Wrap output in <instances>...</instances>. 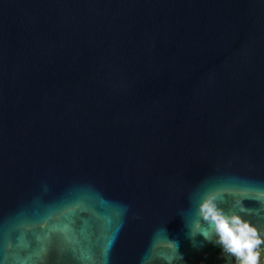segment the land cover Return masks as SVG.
<instances>
[{"label":"water","instance_id":"95a60500","mask_svg":"<svg viewBox=\"0 0 264 264\" xmlns=\"http://www.w3.org/2000/svg\"><path fill=\"white\" fill-rule=\"evenodd\" d=\"M209 193L264 228V0H0V264H225Z\"/></svg>","mask_w":264,"mask_h":264},{"label":"clouds","instance_id":"9594fccd","mask_svg":"<svg viewBox=\"0 0 264 264\" xmlns=\"http://www.w3.org/2000/svg\"><path fill=\"white\" fill-rule=\"evenodd\" d=\"M252 212L243 201L238 210L228 211L215 193H209L199 203L198 215L206 230L198 233L221 247L225 264H264L261 259L264 255V228L247 218ZM190 236L195 235L190 233ZM170 243L176 248L178 261L183 262V255L178 253V242ZM193 246L199 247L195 240Z\"/></svg>","mask_w":264,"mask_h":264},{"label":"built area","instance_id":"2783aa9c","mask_svg":"<svg viewBox=\"0 0 264 264\" xmlns=\"http://www.w3.org/2000/svg\"><path fill=\"white\" fill-rule=\"evenodd\" d=\"M261 259H262V261H264V255H262Z\"/></svg>","mask_w":264,"mask_h":264}]
</instances>
